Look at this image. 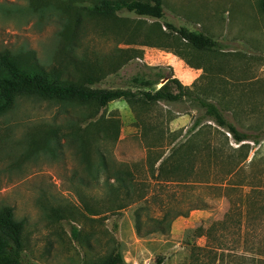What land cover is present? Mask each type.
<instances>
[{
  "label": "rangeland",
  "instance_id": "obj_1",
  "mask_svg": "<svg viewBox=\"0 0 264 264\" xmlns=\"http://www.w3.org/2000/svg\"><path fill=\"white\" fill-rule=\"evenodd\" d=\"M96 1L73 5L84 8ZM162 3L160 20L82 12L81 43L71 50L57 38L64 14L39 18L34 12L20 13L26 0H0L11 10L0 12V50H33L46 69H62L66 78L83 85L91 78L92 88L135 91L130 77L161 70L192 96L218 106L260 143L235 144L211 122L193 129L202 111L187 98L134 108L116 100L99 111L92 129L83 134L90 140L93 167L96 153H103L122 172L127 186L122 189L103 171L93 179L68 140V122L80 118L77 110L19 99L0 117V207H11L14 218L24 223L27 263L98 264L119 247L126 264L158 259L161 264H264V195L250 207L241 202L242 192L264 190L260 0ZM165 23L202 32L223 47L197 52ZM55 129L59 140L51 151L31 150ZM242 144L244 153L234 163L228 157ZM106 182L115 187L107 190ZM54 209L65 217H54Z\"/></svg>",
  "mask_w": 264,
  "mask_h": 264
},
{
  "label": "trees",
  "instance_id": "obj_2",
  "mask_svg": "<svg viewBox=\"0 0 264 264\" xmlns=\"http://www.w3.org/2000/svg\"><path fill=\"white\" fill-rule=\"evenodd\" d=\"M28 5L20 13L39 15L45 18L47 14H64V18L58 21L59 31L57 38L62 43H67L71 50H75L81 43L80 35L85 29V18L82 12H88L95 17L112 18L120 13H129L137 17L160 20L163 18L162 0H97L88 7L79 8L73 2L81 0H26ZM56 2V3H55ZM260 9L264 14V0H260ZM1 13H9L3 5ZM12 13H16L13 11ZM11 13V14H12ZM164 27L174 34L176 38L197 52H216L222 49L221 43L203 34L192 31L186 27H176L165 23ZM161 31V27L159 28ZM80 61V60H79ZM58 68L46 69L43 67L33 50L22 47L17 50H0V117L6 115L21 98H35L48 103L58 104L62 107L77 110L80 115L77 121L68 122V140L73 144L82 164L88 174L97 181L100 172L103 171L107 180L114 176L117 186L127 189L120 170H114L110 160L103 153H96L98 164L95 168L91 164L90 140L84 138L83 133H88L93 127V120L99 111L116 100H123L134 107L154 104L158 102H178L184 98L192 100L202 111L193 123V129H201L203 122H211L219 130L224 131L235 144L251 142L259 144L261 139L240 131L215 104L205 101L200 97L192 96L188 89L182 86L178 80L168 78L167 82L156 88L165 74L158 70L152 75H134L128 79L130 87L135 88H92L93 80L88 78L86 85L79 84L66 78ZM68 110V109H66ZM58 129L50 130L40 144H32V148H47L50 151L59 140ZM99 132V131H97ZM244 145L238 149H232L233 153L228 157L235 161L243 155ZM130 174V173H129ZM125 175V173H124ZM108 188L115 187L108 182L103 185ZM264 190L250 189L242 192V206L250 207ZM246 207L247 210L249 208ZM123 206L118 209H122ZM54 217L63 218L64 212L59 209L52 210ZM138 219L136 226L138 224ZM23 221L14 218L13 210L9 206L0 207V264H29L25 260L23 245ZM162 260H156L155 264H161ZM98 264H126L119 247L105 260Z\"/></svg>",
  "mask_w": 264,
  "mask_h": 264
},
{
  "label": "water",
  "instance_id": "obj_3",
  "mask_svg": "<svg viewBox=\"0 0 264 264\" xmlns=\"http://www.w3.org/2000/svg\"><path fill=\"white\" fill-rule=\"evenodd\" d=\"M168 78H164L163 80H161V85L165 84L167 82Z\"/></svg>",
  "mask_w": 264,
  "mask_h": 264
}]
</instances>
